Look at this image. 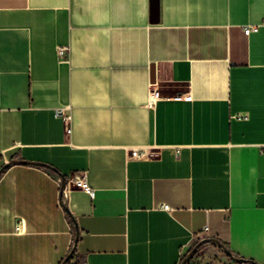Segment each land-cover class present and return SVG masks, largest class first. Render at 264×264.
Here are the masks:
<instances>
[{
  "label": "crops",
  "instance_id": "obj_1",
  "mask_svg": "<svg viewBox=\"0 0 264 264\" xmlns=\"http://www.w3.org/2000/svg\"><path fill=\"white\" fill-rule=\"evenodd\" d=\"M158 13L0 0V264H264V0Z\"/></svg>",
  "mask_w": 264,
  "mask_h": 264
},
{
  "label": "water",
  "instance_id": "obj_2",
  "mask_svg": "<svg viewBox=\"0 0 264 264\" xmlns=\"http://www.w3.org/2000/svg\"><path fill=\"white\" fill-rule=\"evenodd\" d=\"M152 8H153V21H156L158 19V12H159V0H152ZM35 164V165H45V163H41V162H36V161H29V160H21V159H12L11 161H9L8 163H5L1 168H0V175L12 164ZM62 185H61V191L63 194L66 195V177L64 175H62ZM75 226L77 228V223L75 221ZM79 238V231L77 228L76 231V235H75V240L73 243V246L70 250V252L67 254V256L65 257V259L63 260L62 264H66V262L73 256L74 252H75V248L77 245V241ZM206 241H212L214 243H216L227 255H229L231 257V259L235 262L238 263H243V262H249L248 259L244 258V257H239L237 255H235L230 249L229 247L223 243L222 241H220L217 238H207V239H203L201 241H199L194 247H192V249H190V251H188V253L183 257V259L181 260V262L179 264H187V262L196 254L198 248L200 247V245L203 242Z\"/></svg>",
  "mask_w": 264,
  "mask_h": 264
},
{
  "label": "built area",
  "instance_id": "obj_3",
  "mask_svg": "<svg viewBox=\"0 0 264 264\" xmlns=\"http://www.w3.org/2000/svg\"><path fill=\"white\" fill-rule=\"evenodd\" d=\"M258 29H259L258 25H247L246 27H244V32H245V34L248 35L251 32L258 31ZM68 52H69V46L68 45H60L57 47V54H58L59 58L62 60L67 59ZM159 97H160L159 89L157 87H155L154 82H150L149 103L150 104L154 103ZM57 115H59L62 118L64 125H65V129L67 130V132L70 131L72 114L70 112L64 111L63 109H60L57 111ZM144 154H146V152H141L137 149H133L131 151V156H133V157L142 156ZM71 182L74 183L75 185L81 187L85 191H87L91 196H94L95 191L87 183L86 177L84 175H82V176L78 175V176L73 177L72 181L68 182V186H69V184H71ZM163 208L168 209L169 206L167 204H164Z\"/></svg>",
  "mask_w": 264,
  "mask_h": 264
},
{
  "label": "rangeland",
  "instance_id": "obj_4",
  "mask_svg": "<svg viewBox=\"0 0 264 264\" xmlns=\"http://www.w3.org/2000/svg\"><path fill=\"white\" fill-rule=\"evenodd\" d=\"M214 260H216V259H214Z\"/></svg>",
  "mask_w": 264,
  "mask_h": 264
},
{
  "label": "trees",
  "instance_id": "obj_5",
  "mask_svg": "<svg viewBox=\"0 0 264 264\" xmlns=\"http://www.w3.org/2000/svg\"><path fill=\"white\" fill-rule=\"evenodd\" d=\"M72 258V257H71ZM188 263V262H187Z\"/></svg>",
  "mask_w": 264,
  "mask_h": 264
}]
</instances>
